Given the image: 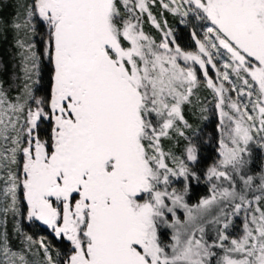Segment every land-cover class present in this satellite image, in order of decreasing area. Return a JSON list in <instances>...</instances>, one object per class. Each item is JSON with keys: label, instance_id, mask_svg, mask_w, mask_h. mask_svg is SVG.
Returning <instances> with one entry per match:
<instances>
[{"label": "snow or ice", "instance_id": "obj_1", "mask_svg": "<svg viewBox=\"0 0 264 264\" xmlns=\"http://www.w3.org/2000/svg\"><path fill=\"white\" fill-rule=\"evenodd\" d=\"M155 2L17 5L12 27L25 37L16 41L23 85L10 97L0 84V213L18 217L23 207L28 221L69 243L54 260L50 244L23 234L28 250L42 249L44 264H264V172L257 183L246 171L249 145L264 149V0H171L172 7L161 0L165 9L192 11L206 22L203 39L192 33L195 52L182 50L170 29H162L159 43L144 32L145 13L160 28L149 9ZM37 24L45 28L40 50ZM196 66L227 121L222 158L207 178L227 186L213 183L211 195L192 208L172 183L183 177L187 190L197 149L189 141L181 158L162 140L170 130L184 136L178 122L191 127L184 106L200 103ZM44 74L48 95L38 96L34 85ZM241 214L242 233L233 236L229 229ZM207 224L218 226L211 242ZM216 248L223 255L214 260ZM0 264H30L10 247L6 231Z\"/></svg>", "mask_w": 264, "mask_h": 264}, {"label": "trees", "instance_id": "obj_2", "mask_svg": "<svg viewBox=\"0 0 264 264\" xmlns=\"http://www.w3.org/2000/svg\"><path fill=\"white\" fill-rule=\"evenodd\" d=\"M22 0H0V81L4 89L8 91L10 97H14L20 91L23 85V75L21 69V49L17 46V39H19L18 32L12 27V23L15 20L17 5L21 4ZM163 3H168L170 7L171 1L163 0ZM149 9L152 15L155 17L157 23L160 24L158 29L155 24L148 18L147 13L141 16L142 27L146 34L153 37L158 43L163 37L162 29H170L175 42L180 48L185 51H191L188 48V42L192 40L190 31L180 22V12H172L169 9L162 7L161 0H156L154 4L149 5ZM20 11V9H19ZM165 21L167 22L165 25ZM37 30L39 35L36 37L39 46L43 45L41 37L44 35L45 28L42 24H37ZM171 46V45H170ZM47 72V70H45ZM209 90L204 82L201 81L198 88L195 90V96L199 97V105L184 106V117L189 128L183 127L181 130L184 132V136L177 137V145L185 147L189 144V141L197 149V160L195 163H189L190 169L195 172V177H190L187 181V190L185 191V181L183 177V187L180 193L184 197V201L189 207L195 208L197 204L204 198H208L212 193V184L216 183L218 187L227 186L226 181H217L215 178L209 180L207 178L206 168L214 163L213 160L220 155L221 146L220 141L223 138L216 132V123L219 120V116L214 109L210 108V102L208 101ZM38 96H47L49 91V76L43 75L39 85L37 86ZM201 107L206 111H201ZM187 138V139H186ZM226 139V138H223ZM227 142V139L225 140ZM251 152V164L246 169L249 175L257 177V183L259 182V175L264 172V150L256 146L254 143L249 145ZM184 155V154H183ZM185 156V155H184ZM216 156V157H215ZM220 158H222L220 156ZM220 161V160H219ZM234 175V174H233ZM238 181V177L236 178ZM241 185L238 181L237 187ZM252 195H259L258 192L250 193ZM177 211H183V208H177ZM16 217L11 214L7 216L4 231L7 232L8 240L13 247H19L23 242V235L16 231ZM38 224V223H37ZM218 226L211 224L205 225V239L214 240L216 237L215 229ZM66 249L69 248V243L62 241ZM227 243V242H225ZM218 259L223 255V250L216 248Z\"/></svg>", "mask_w": 264, "mask_h": 264}, {"label": "rangeland", "instance_id": "obj_3", "mask_svg": "<svg viewBox=\"0 0 264 264\" xmlns=\"http://www.w3.org/2000/svg\"><path fill=\"white\" fill-rule=\"evenodd\" d=\"M169 1H171V0H169ZM26 2H30V0H22V3H26ZM180 3H182V0H177V4H180ZM188 7L189 6L187 4H184L183 10H187ZM20 12L22 13L23 9H20ZM179 19H180V22L190 31L191 36H192V33L195 32L197 39H203V34L206 31V22L205 21H202L198 17H196L195 13L192 11H189L188 16H182L180 14ZM18 35H19V39H25L23 32H19ZM159 40L161 41V39H159ZM35 42L37 44V49L38 50L42 49L43 45L39 46V44H38L39 41H37L36 38H35ZM188 48H190V50L193 52L198 50V46L196 45L195 39L193 38V36H192V40L190 39V41L188 42ZM182 49H186V47H184ZM21 59H22V57H21ZM215 62L217 63L218 68H220L221 70H224L222 67V62L220 60H217ZM21 69H22V66H21ZM196 70H197L198 77L203 82L204 77L202 74V70L199 69V66H196ZM22 75H23V72H22ZM209 75L212 76V78L214 80H217V82H219V80L216 76L215 70L212 69L210 66H209ZM0 84H1V81H0ZM38 85L39 84L34 85V88L37 89ZM225 86L227 87L226 82H225ZM36 94H37V91H36ZM228 95H231L235 99V93H228ZM208 101L211 103L210 108L214 109L219 116V120L216 123V126H217L216 132H218L219 135H222L224 125L227 124V121L225 120L224 123L222 124L221 118H220V110L215 107V105L217 103V99L215 98L211 89L209 90ZM225 110L227 111V108H225ZM178 126L180 127V129L183 128V125L180 122H178ZM169 135L171 137L170 139L165 138L162 140V143H163L165 150H171L173 153H175V155H177L181 158H184L186 156L185 150H186V147L188 145L185 147H182V145L179 147L177 145V137L179 136V134L176 131L170 130ZM223 138H226V137L223 136ZM254 144L259 147V145L257 143H254ZM260 149H262V148H260ZM262 150H264V149H262ZM220 156L221 155H219V154L217 155V157L215 156L216 158L213 160L214 163H211L210 166H208L206 168V173H208L209 168L216 166V165H219V160L221 159ZM189 163H191V162H189ZM172 187L176 188L178 190V192H180L182 190L183 183H182L181 177L173 180ZM177 216L180 217L182 222L187 220V215L185 213V210H184V212L183 211H177ZM6 219L7 218H5L2 213H0V233L4 232L3 228H5ZM242 222H243V215L242 214L239 217L234 218V220H233L234 226L229 229V233L233 236L240 235L242 233ZM15 223H16V227L18 225L20 228V234L30 235L33 237L34 240H37V241H39L40 239H44L45 243L50 244L52 247V255H53L54 260L57 259L56 250L60 251L61 257H63L68 252L69 248L66 249L64 247L63 242H62V241H66V240H60V239L55 238L54 235L51 233V230L48 229L46 226L39 225V224H37V222L28 221L26 219V213H25V210L23 207L21 208V215L16 217ZM167 231L170 235L171 229H168ZM23 237H24V235H23ZM23 242H24V244H22L19 247H13V246H11V244H10V247L13 249V251L22 252L27 257L30 264H44L43 251H42V249H39V245L38 244L31 245L30 250H28L29 246H28L27 242L24 240V238H23ZM169 242H170V240H169Z\"/></svg>", "mask_w": 264, "mask_h": 264}, {"label": "flooded vegetation", "instance_id": "obj_4", "mask_svg": "<svg viewBox=\"0 0 264 264\" xmlns=\"http://www.w3.org/2000/svg\"><path fill=\"white\" fill-rule=\"evenodd\" d=\"M39 225H42V224H40L39 222H37ZM42 226H44V225H42Z\"/></svg>", "mask_w": 264, "mask_h": 264}, {"label": "water", "instance_id": "obj_5", "mask_svg": "<svg viewBox=\"0 0 264 264\" xmlns=\"http://www.w3.org/2000/svg\"><path fill=\"white\" fill-rule=\"evenodd\" d=\"M40 223V222H39ZM40 224H42V223H40ZM43 225V224H42ZM45 226V225H44Z\"/></svg>", "mask_w": 264, "mask_h": 264}]
</instances>
